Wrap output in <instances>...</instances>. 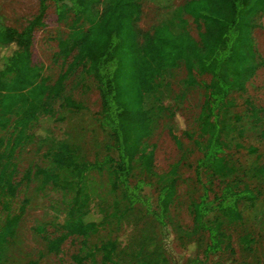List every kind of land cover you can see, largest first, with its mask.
<instances>
[{"label":"trees","instance_id":"trees-1","mask_svg":"<svg viewBox=\"0 0 264 264\" xmlns=\"http://www.w3.org/2000/svg\"><path fill=\"white\" fill-rule=\"evenodd\" d=\"M48 1L55 4L59 20L73 15L72 42L77 49L72 63L54 84L43 77L31 51L32 33L41 25ZM98 2L42 0L40 13L23 30L4 23L0 14V130L8 133L0 139V202L2 196L14 195L16 191L13 159L17 149L32 137L28 134L32 126L54 121V100L61 95L67 76L86 62L101 96L100 124L110 132L114 144L109 153L94 161L83 160L67 143L47 153L52 166L38 169L37 176L41 175L45 184L74 192L62 226L65 232L50 242V250H58L71 235L87 238L104 224L106 217L102 213L84 207L90 199L86 188L89 173L107 171L113 188L121 192L126 202L125 211L142 206L160 225L161 244L168 257L162 256L155 263L143 259L140 264H180L172 248L173 228L168 216L177 193L179 163L159 176L156 203L146 193L148 182L141 179L133 183L131 176L136 161L144 171L152 172L154 149L146 150L145 140L154 133L158 117L172 118L176 114L156 96L157 85L166 72L183 64L189 85L198 84L197 75L211 76L209 83L200 84L206 94L197 138L187 134L200 152L195 176L202 194L193 204V214L197 230L207 235V260L231 246L220 216L240 221L242 205L256 202L261 194L251 180H264V166L248 172L230 153L233 125L229 113L236 105L232 94L244 92L249 77L261 65L252 32L255 16L264 10V0H187L180 9L203 27L198 39L185 27L177 32L167 23H160L151 31L140 28L142 0H106L100 12L95 9ZM65 101L71 109H84L82 103L71 98ZM245 106L249 117L258 123L256 106L248 99ZM234 119L241 120L237 115ZM177 142L180 143L178 139ZM236 148L242 145L237 144ZM247 150L258 152L254 146ZM258 156L261 159L262 154ZM217 183L219 191L215 192ZM19 219L20 215L9 217L0 230V262L4 244L14 234ZM244 241L250 240L246 237ZM95 250L102 251L103 264H123L116 258V242H107ZM200 263L197 257L189 262Z\"/></svg>","mask_w":264,"mask_h":264},{"label":"rangeland","instance_id":"rangeland-1","mask_svg":"<svg viewBox=\"0 0 264 264\" xmlns=\"http://www.w3.org/2000/svg\"><path fill=\"white\" fill-rule=\"evenodd\" d=\"M186 1L142 0L140 28L151 31L156 25L167 23L177 32L185 27L198 39L203 27L181 11L180 7ZM41 2L0 0V14L4 23L23 30L40 13ZM105 3L106 0H99L96 11L100 12ZM179 19L184 22L180 23ZM73 20L72 14L59 20L55 4L48 1L42 23L32 33L33 62L42 70L49 84H54L65 73L77 52L72 42ZM252 38L261 65L249 77L246 90L232 94L236 105L229 113L233 125L229 137L232 144L230 153L233 160H238V164L248 172L259 165L264 166V136L261 135V130H264V10L254 18ZM196 79L198 84L189 85L188 72L181 64L159 80L156 96L176 114L172 118L167 115L157 118L154 133L144 143L146 150L154 149L152 172L144 171L136 161L131 182L146 180V193L156 203L159 176L179 163L177 193L168 216L173 228L172 248L180 264H189L195 257L201 260L200 264H264V180L255 177L251 180L252 185L261 194L256 202L242 205V219L233 222L220 216L230 248L205 259L207 235L197 230L193 214V204L202 194L195 176V163L200 152L193 138L198 135V118L206 94L200 84L209 83L211 76L197 75ZM66 98L82 103L84 109L76 111L67 107ZM247 99L259 111L258 123L249 117L245 106ZM53 105L54 121L32 126L28 133L32 137L15 153L13 182L16 191L14 195L1 198L0 230L9 217L20 215V219L14 234L4 244L0 264H103V253L95 248L110 241L116 242V258L123 264H140L143 259L155 263L160 262L162 256L168 257L162 248L158 222L142 206L125 211L126 202L121 192L113 188L112 177L107 171L89 173L86 188L90 199L84 207V210L102 213L106 217L104 224L87 238L71 235L58 250H50V242L65 232L62 226L74 192L45 184L42 176H37L38 169L52 166L47 153L67 143L83 160L94 161L109 153L114 144L110 132L100 124L101 96L88 63L82 62L71 71ZM236 115L241 120L235 121ZM4 136L8 133L0 130V139ZM237 144L242 148H236ZM249 146H254L258 152L250 153L247 150ZM258 154H262L261 159ZM214 189L219 191L218 183ZM4 202L8 203L4 205ZM246 237L250 240L248 243L244 241Z\"/></svg>","mask_w":264,"mask_h":264}]
</instances>
